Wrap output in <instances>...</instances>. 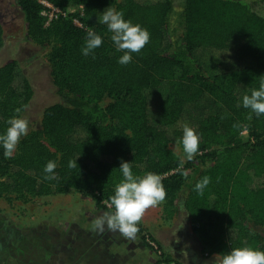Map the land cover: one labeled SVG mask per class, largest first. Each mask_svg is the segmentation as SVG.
<instances>
[{"label": "trees", "instance_id": "16d2710c", "mask_svg": "<svg viewBox=\"0 0 264 264\" xmlns=\"http://www.w3.org/2000/svg\"><path fill=\"white\" fill-rule=\"evenodd\" d=\"M47 1L63 12L48 25L40 0L19 8L59 100L28 129L32 81L0 66V197L79 192L115 215L150 183L204 255L264 264V0Z\"/></svg>", "mask_w": 264, "mask_h": 264}, {"label": "rangeland", "instance_id": "374dc122", "mask_svg": "<svg viewBox=\"0 0 264 264\" xmlns=\"http://www.w3.org/2000/svg\"><path fill=\"white\" fill-rule=\"evenodd\" d=\"M78 11L70 8L67 14ZM42 13L47 17V25L50 24L52 9L44 8ZM0 20L5 29L0 66L14 59L21 61L35 90L34 99L23 117L31 129L40 122L44 108L59 98L45 51L26 38V21L19 0H0ZM242 138L250 140L247 130ZM172 148L182 154L180 145L172 144ZM149 184L136 189L132 200L121 211L128 219L115 214L117 219L126 225L140 223L149 231L147 235L157 238L150 230L155 226L163 246L179 250L171 254L172 258L164 257L175 263L185 264L178 261L185 254L196 264H222L220 257L203 254L199 235L192 230L185 210L179 207L172 217L165 216L164 203L150 197ZM96 210L93 197L79 192L29 201L15 195L0 197V264H137V257L125 250L122 254V250L108 241L109 224L106 225L100 216H105L106 212L95 213ZM134 231L139 235L138 230ZM127 244L133 248L131 243ZM187 244L195 247V252L187 251ZM161 250L164 252L163 247ZM153 252L155 254V250Z\"/></svg>", "mask_w": 264, "mask_h": 264}, {"label": "crops", "instance_id": "0c3cea01", "mask_svg": "<svg viewBox=\"0 0 264 264\" xmlns=\"http://www.w3.org/2000/svg\"><path fill=\"white\" fill-rule=\"evenodd\" d=\"M94 212L95 213H97V212L105 213L106 212L105 216H102V215H100V216L102 217V220H105L104 222H106V225H107V223L109 224L108 231H109L110 238L108 241L112 242V244L117 246L118 250H122L121 251L122 254L124 252L123 250H125V252H127L130 256L137 257V260H136V262L138 261L137 264H156L157 263V261L159 260V255L157 254L156 251L154 254V252H153L154 249L152 247L151 248L148 247V245H146V243L140 237V235H137L138 237L135 235L136 233H135L132 225L123 224V222H120L115 215L111 214L108 211L97 209ZM138 224L140 225V223H138ZM150 230L157 237L156 240L158 239V241L160 242V244L163 247V250L165 252V255H169L172 258L171 254L173 252H179V250L178 251H172L173 247H166V246L164 247L163 246L162 241L159 237V234L155 229V226H152L150 228ZM133 241L135 243H133ZM127 243H131V247L133 246V248L127 247V245H129ZM186 250L190 251V252H195V247H192L191 245L187 244ZM181 258L182 259H180V258L178 259V261L180 263L183 262L185 264H196V262L189 260V258L185 254L183 256H181Z\"/></svg>", "mask_w": 264, "mask_h": 264}, {"label": "built area", "instance_id": "2783aa9c", "mask_svg": "<svg viewBox=\"0 0 264 264\" xmlns=\"http://www.w3.org/2000/svg\"><path fill=\"white\" fill-rule=\"evenodd\" d=\"M40 2L45 6V8H50L52 9V16L50 18V22L53 20V18L59 14H62V10L59 9L57 6H55L54 4H52L51 2L47 1V0H40ZM74 9H78L80 11H83V6L81 7H77V8H74ZM66 15V13H64ZM75 22L79 25V26H82V23L78 20V19H75ZM110 205V204H109ZM116 215H118L119 217L121 218H124V219H128L126 215H123V213H121V211H116L115 212ZM147 243L149 245H151L154 249H156L157 251H159V253H161V250L159 248V245L157 244L156 241H154L150 235H147ZM160 264H176L174 262H171V263H167V262H161Z\"/></svg>", "mask_w": 264, "mask_h": 264}]
</instances>
